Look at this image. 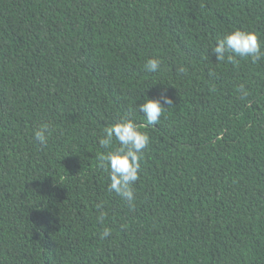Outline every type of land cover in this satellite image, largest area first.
Segmentation results:
<instances>
[{
    "label": "trees",
    "instance_id": "obj_1",
    "mask_svg": "<svg viewBox=\"0 0 264 264\" xmlns=\"http://www.w3.org/2000/svg\"><path fill=\"white\" fill-rule=\"evenodd\" d=\"M233 29L264 52V0H0V264H264V58L216 60ZM121 117L150 138L131 206L99 162Z\"/></svg>",
    "mask_w": 264,
    "mask_h": 264
},
{
    "label": "clouds",
    "instance_id": "obj_2",
    "mask_svg": "<svg viewBox=\"0 0 264 264\" xmlns=\"http://www.w3.org/2000/svg\"><path fill=\"white\" fill-rule=\"evenodd\" d=\"M211 50L215 54L216 60L224 61L227 58L229 63L234 62L235 57L251 58L253 63L264 58L262 43L258 35L251 30L233 29L227 31L222 38L217 39ZM144 66L147 71L155 73L160 70L161 61L155 57L149 58ZM240 91L242 98L248 95L243 85L240 86ZM166 105H173V99L167 94L166 88L157 98L145 96L144 102L139 104V111L143 113L146 120L145 127L155 126L159 123ZM49 134L50 127L45 123L35 130L33 135L35 141L46 147ZM149 143L148 134L141 131L136 123L128 117H121L106 127L103 138L99 140L101 147L106 149L99 154V162L108 175V190L114 192L130 206L135 199L133 185L139 179L143 151ZM110 235V230L105 228L100 238L104 239Z\"/></svg>",
    "mask_w": 264,
    "mask_h": 264
}]
</instances>
